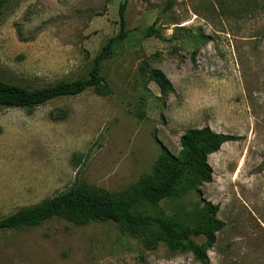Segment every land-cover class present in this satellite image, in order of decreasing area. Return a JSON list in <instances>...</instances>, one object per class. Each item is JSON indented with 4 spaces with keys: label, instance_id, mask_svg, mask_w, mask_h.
Segmentation results:
<instances>
[{
    "label": "rangeland",
    "instance_id": "rangeland-1",
    "mask_svg": "<svg viewBox=\"0 0 264 264\" xmlns=\"http://www.w3.org/2000/svg\"><path fill=\"white\" fill-rule=\"evenodd\" d=\"M124 1L8 0L0 81L38 88L84 78L119 34ZM125 16L127 41L102 66L109 93L0 108V220L76 181L124 194L163 150L179 154L186 131L210 127L241 139L208 158L211 183L161 208L186 216L219 205L226 226L211 264H264V0H129ZM0 264L201 263L162 243L147 249L111 222L56 218L0 231Z\"/></svg>",
    "mask_w": 264,
    "mask_h": 264
},
{
    "label": "trees",
    "instance_id": "trees-1",
    "mask_svg": "<svg viewBox=\"0 0 264 264\" xmlns=\"http://www.w3.org/2000/svg\"><path fill=\"white\" fill-rule=\"evenodd\" d=\"M7 2L0 0V14ZM128 2L125 0L119 8V34L106 42L84 78L38 88L0 81V108L31 110L59 98L81 95L91 88L100 94L109 93L102 66L127 41L129 31L125 13ZM172 5L170 2L168 8ZM152 79L163 88L169 86L160 72H153ZM240 139L217 133L210 127L190 129L180 139L178 155L163 150L153 173L141 177L124 194L114 195L76 181L69 189L1 219L0 231L38 227L56 218L76 226L111 222L123 233L141 240L147 249L154 250L162 243L172 252L191 253L201 264H211L208 252L214 248L217 234L226 226L217 217L219 205L205 202L202 209L186 216L167 215L161 205L211 183L213 169L208 158L219 152L224 144ZM200 237L205 239L202 244L195 241Z\"/></svg>",
    "mask_w": 264,
    "mask_h": 264
}]
</instances>
